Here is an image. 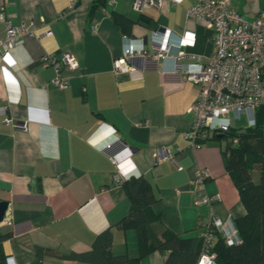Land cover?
<instances>
[{
    "label": "crops",
    "instance_id": "obj_1",
    "mask_svg": "<svg viewBox=\"0 0 264 264\" xmlns=\"http://www.w3.org/2000/svg\"><path fill=\"white\" fill-rule=\"evenodd\" d=\"M230 1L246 20L264 11V0ZM192 2L162 0L159 8L139 12L132 0H105L90 14L93 0H10L6 15L13 26L33 25L37 34L51 35L22 34L0 65V107H6L0 113V201L8 203L9 219L0 223V235L7 236L0 244L5 264H87L67 256L88 251L107 228L113 255L137 256L135 230L117 227L130 208L122 182L115 183L117 168L123 181L148 180L160 226L181 237H199L210 216L234 221L244 214L226 170L225 143L210 137L194 148L183 138L198 88L174 70L176 44L184 38L191 43L183 48L188 52L211 51L204 22L186 15ZM114 14L128 20L123 29L113 22ZM154 30L170 31L164 58L153 54ZM126 45L149 54L129 59L135 71L116 73L112 61ZM55 50L70 52L78 63L63 71L65 89L51 84L53 66L39 62ZM255 115L264 125V105ZM144 121L147 125L137 126ZM158 147L169 148L174 162L155 163ZM199 169L209 174L203 192L191 186ZM252 178L258 179L256 168ZM204 193L219 200L195 204ZM166 255L152 252L140 264H163Z\"/></svg>",
    "mask_w": 264,
    "mask_h": 264
},
{
    "label": "built area",
    "instance_id": "obj_2",
    "mask_svg": "<svg viewBox=\"0 0 264 264\" xmlns=\"http://www.w3.org/2000/svg\"><path fill=\"white\" fill-rule=\"evenodd\" d=\"M180 1L182 0H176ZM161 3L162 0H132V8L141 12L145 8H159ZM9 4L10 0H0V23L4 26V36L0 38V65L5 54L14 48L22 34L27 33L39 39L51 35L49 30L37 34L33 25L13 26L6 15V6ZM72 6L73 3L69 8ZM64 14L66 11L59 13L57 18ZM186 15L204 22L211 45L210 53L201 56L183 49L191 45L184 38L179 39L176 44L178 50L174 70L181 74L183 80L198 88L194 102L187 108V112L192 113L193 117L183 138L191 147L198 148L213 135L227 132L232 127V121H239L241 117L244 118V128L257 125L256 108L264 105V11L253 19L246 20L233 8L230 0H193L186 9ZM92 30H95V24ZM149 37L154 56L166 57L171 44L170 31L160 33L154 30ZM148 54L145 48L133 49L126 45L122 54L112 61L113 71L133 72L135 69L130 65L129 59ZM39 62L44 67L53 66L55 76L51 79V84L58 89L68 87V79L63 71L78 67L75 56L68 51L46 52ZM5 108L0 107L1 114L5 113ZM147 123L139 122L137 126ZM16 126L25 129L24 123ZM236 142V138L232 139V143ZM225 154L228 155V151ZM112 158L115 163L119 161L116 155ZM166 160L174 162L172 151L167 147L156 148L155 163ZM177 168L181 169L180 166ZM207 177L209 174L206 169L197 170L191 181L192 188L203 192ZM123 179V171L117 168L115 183L119 184ZM217 200V194L204 193L195 204L210 205ZM4 221H9L7 215H4L2 223ZM217 236L227 245L240 242L234 221L210 216L199 233L201 248L195 264H217L212 251Z\"/></svg>",
    "mask_w": 264,
    "mask_h": 264
},
{
    "label": "trees",
    "instance_id": "obj_3",
    "mask_svg": "<svg viewBox=\"0 0 264 264\" xmlns=\"http://www.w3.org/2000/svg\"><path fill=\"white\" fill-rule=\"evenodd\" d=\"M105 5V0H93L92 14ZM113 22L122 29L128 20L120 14L113 15ZM228 151L226 170L233 181L244 207V214L234 220L240 242L227 245L216 237L212 251L217 264H264V125L254 127H231L218 137ZM236 138L237 142L232 143ZM258 172L253 181L252 171ZM121 186L129 199L128 214L117 224L122 230H135L137 234V256L113 255L110 228L97 234L88 251L68 254L67 258L87 264H140V259L152 252L167 253L163 264H195L201 248L200 237L184 238L161 227L160 215L153 213L151 206L157 201L148 180L130 177ZM0 235V244L6 238ZM41 251L37 252L40 255ZM0 264L5 257L0 249Z\"/></svg>",
    "mask_w": 264,
    "mask_h": 264
},
{
    "label": "water",
    "instance_id": "obj_4",
    "mask_svg": "<svg viewBox=\"0 0 264 264\" xmlns=\"http://www.w3.org/2000/svg\"><path fill=\"white\" fill-rule=\"evenodd\" d=\"M146 40V38H144ZM222 134H218L217 136L218 137H221ZM7 205L8 203L5 202V201H0V223L3 221L4 219V215H5V212L7 210Z\"/></svg>",
    "mask_w": 264,
    "mask_h": 264
},
{
    "label": "rangeland",
    "instance_id": "obj_5",
    "mask_svg": "<svg viewBox=\"0 0 264 264\" xmlns=\"http://www.w3.org/2000/svg\"><path fill=\"white\" fill-rule=\"evenodd\" d=\"M243 122H244L243 117H241V120L239 121H232V127H239V126L242 127Z\"/></svg>",
    "mask_w": 264,
    "mask_h": 264
}]
</instances>
